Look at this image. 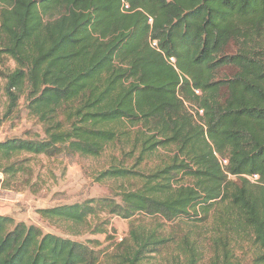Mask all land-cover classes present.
I'll return each mask as SVG.
<instances>
[{"label": "trees", "instance_id": "1", "mask_svg": "<svg viewBox=\"0 0 264 264\" xmlns=\"http://www.w3.org/2000/svg\"><path fill=\"white\" fill-rule=\"evenodd\" d=\"M0 79V129L23 99L45 134L0 140V187L110 152L117 198L37 212L129 221L0 214V264H264V0H0Z\"/></svg>", "mask_w": 264, "mask_h": 264}, {"label": "rangeland", "instance_id": "2", "mask_svg": "<svg viewBox=\"0 0 264 264\" xmlns=\"http://www.w3.org/2000/svg\"><path fill=\"white\" fill-rule=\"evenodd\" d=\"M2 83L3 81L0 79V102L5 99L1 90ZM44 135L43 127L29 118L23 99L20 102L18 116L5 121L0 129V140L15 136L43 138ZM110 161V152L99 158L65 154L56 158L46 156L36 158L32 162L35 169L36 185L30 190L21 191L0 187V214L11 215L17 221H24L27 224H37L45 232H53L84 241L98 239L103 243V246L110 245L113 239L121 240L129 229V221L126 219L114 217L108 234H93L88 231L81 236H73L68 234L65 226L51 224L43 220L37 212L40 208L73 204L91 198L115 196L117 198L118 183L112 180H97V175L104 168L109 167ZM198 229L203 233L209 231L207 224ZM162 264H165L164 261Z\"/></svg>", "mask_w": 264, "mask_h": 264}, {"label": "built area", "instance_id": "3", "mask_svg": "<svg viewBox=\"0 0 264 264\" xmlns=\"http://www.w3.org/2000/svg\"><path fill=\"white\" fill-rule=\"evenodd\" d=\"M154 44H156V43H154ZM172 62H175V58H171L170 59ZM200 112H203L202 110L200 111ZM221 161L223 162V164H227L228 163V161L226 160V159H221ZM249 178L253 181V182H257L258 181V179H259V176L258 175H251V176H249Z\"/></svg>", "mask_w": 264, "mask_h": 264}]
</instances>
